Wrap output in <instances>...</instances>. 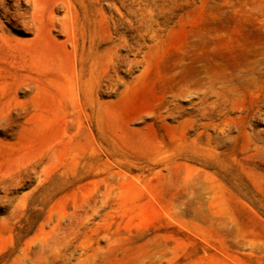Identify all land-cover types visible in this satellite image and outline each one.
<instances>
[{
	"label": "rangeland",
	"instance_id": "1",
	"mask_svg": "<svg viewBox=\"0 0 264 264\" xmlns=\"http://www.w3.org/2000/svg\"><path fill=\"white\" fill-rule=\"evenodd\" d=\"M0 264H264V0H0Z\"/></svg>",
	"mask_w": 264,
	"mask_h": 264
}]
</instances>
